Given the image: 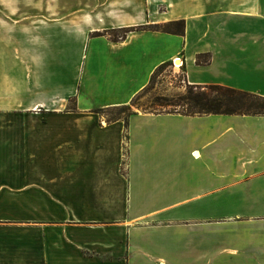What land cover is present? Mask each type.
Segmentation results:
<instances>
[{
	"label": "crops",
	"instance_id": "obj_1",
	"mask_svg": "<svg viewBox=\"0 0 264 264\" xmlns=\"http://www.w3.org/2000/svg\"><path fill=\"white\" fill-rule=\"evenodd\" d=\"M175 58L264 96V0H0V264H264V115L94 111Z\"/></svg>",
	"mask_w": 264,
	"mask_h": 264
},
{
	"label": "trees",
	"instance_id": "obj_2",
	"mask_svg": "<svg viewBox=\"0 0 264 264\" xmlns=\"http://www.w3.org/2000/svg\"><path fill=\"white\" fill-rule=\"evenodd\" d=\"M161 29L162 31L182 34L184 28L183 20H174L163 25H137L112 29L106 31L113 40L123 39L126 33L143 28ZM197 64H207L209 62L208 54H199L196 57ZM171 62H164L157 66L150 76L149 82L145 85L129 103L123 105L107 106L96 108L94 111L103 114L108 110H116L117 113L108 121L122 119L127 124L129 115L134 114L133 107H140L142 111L153 113L161 112H178L186 115L201 114H245V115H264V96L240 90L234 87L219 84H189L186 82L184 75H178V81L183 82L178 87L183 90L170 96L156 97L147 103H140L139 100L147 94L155 83L156 76L163 71ZM182 71L184 73L183 65ZM149 98H151L149 96ZM144 106V107H143ZM155 106V107H152ZM159 107V108H156ZM73 108V107H71ZM127 111V112H125ZM124 112V115L121 113Z\"/></svg>",
	"mask_w": 264,
	"mask_h": 264
},
{
	"label": "rangeland",
	"instance_id": "obj_3",
	"mask_svg": "<svg viewBox=\"0 0 264 264\" xmlns=\"http://www.w3.org/2000/svg\"><path fill=\"white\" fill-rule=\"evenodd\" d=\"M182 64H175V61L167 66L163 71H161L155 79V83L153 85V88L147 92L146 95H144L139 102L140 103H147L149 105V102L151 100H155L156 97L160 96H170L176 92H179L183 90V87H178L179 84L183 85V82H179L178 75H184L182 71ZM149 96L151 98H149ZM67 107H73L72 102L68 103ZM144 107V106H143ZM155 107V106H152ZM159 108V107H156ZM133 111H142L140 107H133ZM127 112V111H125ZM117 113H119L116 110H108L106 112H103L102 117L105 121H108L112 117H114ZM121 115H124V112L121 113ZM23 216L22 211L18 210V217Z\"/></svg>",
	"mask_w": 264,
	"mask_h": 264
},
{
	"label": "bare ground",
	"instance_id": "obj_4",
	"mask_svg": "<svg viewBox=\"0 0 264 264\" xmlns=\"http://www.w3.org/2000/svg\"><path fill=\"white\" fill-rule=\"evenodd\" d=\"M174 61H175V64H178V65L181 64V60L179 58H175Z\"/></svg>",
	"mask_w": 264,
	"mask_h": 264
}]
</instances>
